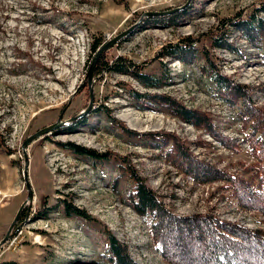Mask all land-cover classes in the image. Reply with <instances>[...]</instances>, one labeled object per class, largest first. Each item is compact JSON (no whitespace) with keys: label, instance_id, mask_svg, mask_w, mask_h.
Wrapping results in <instances>:
<instances>
[{"label":"rangeland","instance_id":"374dc122","mask_svg":"<svg viewBox=\"0 0 264 264\" xmlns=\"http://www.w3.org/2000/svg\"><path fill=\"white\" fill-rule=\"evenodd\" d=\"M155 18L161 21L148 25ZM248 23L259 29L250 33ZM132 28L105 53L111 62L121 58L140 66L162 80L160 87L108 71L89 85L98 51ZM223 36L236 53L216 47ZM186 38L197 50L191 61L161 57L165 47ZM96 42L101 46L95 52ZM209 62L250 92L249 103L264 118V0H0V241L28 200L25 141L64 124L27 148L34 200L14 238L0 249V264H110L108 234L135 264H173L156 244L155 223L131 206L137 177L178 218L213 216L264 233V195L243 192V202L228 181L206 178L201 170L200 181L194 180L171 152L176 138L196 160L248 180L254 192L264 189L255 173H246L253 168L264 177L253 149L261 132L252 129L262 126L246 119L241 97L220 92L209 80ZM130 91L166 95L207 116L210 125L186 123L158 105L135 101ZM107 115L135 135L113 126ZM151 133L170 137L148 141L136 135ZM68 144L107 159L77 155ZM67 205L92 219L67 216Z\"/></svg>","mask_w":264,"mask_h":264},{"label":"trees","instance_id":"16d2710c","mask_svg":"<svg viewBox=\"0 0 264 264\" xmlns=\"http://www.w3.org/2000/svg\"><path fill=\"white\" fill-rule=\"evenodd\" d=\"M161 21V18L147 20L148 25L156 24ZM261 22V21H260ZM249 32L259 28H253L250 23L246 24ZM227 26H224L226 29ZM227 30H223L226 33ZM223 33V34H224ZM249 38L251 36L249 35ZM219 41L215 42L216 47L224 48L236 53L228 41L227 36L220 37ZM195 42L191 38L184 39L179 44H174L165 47L160 52L161 57L178 58L185 63L191 61L196 54ZM101 42H96L93 45V50L96 52L100 48ZM208 57V55H207ZM108 71L122 75H129L148 88L160 87L161 79L143 73L140 66H137L124 59H116L110 61L108 53L103 54L97 61L94 76H99L103 72ZM205 73L209 80L215 85L220 92H225L232 95H238L245 102L246 119L254 118L257 124H261L262 130H256L252 126L253 133H260L258 143L253 146L255 155L260 163H264V118L261 117L258 110L251 105L249 95L250 92L242 86L233 85L228 78L220 74L215 66L209 62ZM231 92V93H230ZM131 97L140 103L155 105L161 110H169L173 115L179 117L186 123H192L199 128L203 125H210L207 116H203L197 111L189 110L179 104L174 99L161 94H140L136 91H130ZM158 105V106H157ZM255 111V113H254ZM108 121L113 126L119 128L123 133L135 135L121 121L107 115ZM195 121V122H194ZM210 128V127H209ZM138 137H144L146 140L166 139L160 134H136ZM160 136V137H159ZM158 137V138H157ZM172 150L175 153V159H179L183 163L184 171L194 180L200 181L197 171L204 172V176L214 177L228 181L235 192H240L239 198H242L241 193L245 195H254L262 197L264 189L254 192L248 180L237 176H231L223 173L220 170H215L210 165H206L199 160L193 158L192 154L184 148L183 144H179L176 138H171ZM68 150L73 151L77 155L87 156L95 160L107 159L106 154L87 149L74 144L66 145ZM172 153L169 154L171 156ZM255 173V178H259L263 183L264 177H260V173L253 168L246 173ZM264 173V169L262 171ZM221 176V177H220ZM253 196V197H254ZM129 201L133 209L144 219H150L155 223L153 226V237L159 247L161 254L167 258H171L173 264H264V233L262 231H252L247 228H241L229 222H223L213 216H194L186 218H178L172 215L163 206L157 194L149 188L142 179L137 177L135 188L129 194ZM244 202V200H243ZM250 205L248 207H253ZM264 207V206H263ZM264 209V208H263ZM66 214L69 217H80L87 220L92 218L83 210L72 206H66ZM109 235L108 251L106 259L110 264H135L127 255V248L120 244L117 239ZM185 241L190 243V251L185 249ZM250 259H248V258ZM10 264V263H8Z\"/></svg>","mask_w":264,"mask_h":264},{"label":"water","instance_id":"95a60500","mask_svg":"<svg viewBox=\"0 0 264 264\" xmlns=\"http://www.w3.org/2000/svg\"><path fill=\"white\" fill-rule=\"evenodd\" d=\"M181 9H177L174 10L172 12H152V13H146L144 15V17H148V18H152V17H162L168 14H172L176 11H180ZM133 28L130 30H127L123 33H121L120 35H118L117 37H115L114 39L110 40L107 44H105L97 53L96 58L94 59L93 64L90 67V70L88 72L87 75V79L86 82L89 83V85L93 84V80H94V68L96 66V63L98 61V59L100 58V56L105 53L106 51H108L110 48H112L113 46H115L118 42H120L124 37H126L127 35H129L132 32ZM91 107V106H90ZM64 124H54L52 126H49L47 128H44L43 130L37 132L36 134L30 136L24 143L23 145V150L25 151L24 156H25V168L23 171V175H24V180L26 182L27 188H28V200L23 204V206L20 208L13 224L10 227V230L8 232V234L6 235V237L0 241V249L7 243H9L15 236L16 232L18 231V227L16 228V225L18 224L21 215L23 213V210L25 208L26 205L28 204H32L33 200H34V191L32 189V185L29 181V156L27 154V148L35 141L45 137L46 135L51 134L54 130H56L59 127H62ZM16 229V230H15ZM15 230V231H14ZM14 231V232H13Z\"/></svg>","mask_w":264,"mask_h":264},{"label":"bare ground","instance_id":"6f19581e","mask_svg":"<svg viewBox=\"0 0 264 264\" xmlns=\"http://www.w3.org/2000/svg\"><path fill=\"white\" fill-rule=\"evenodd\" d=\"M41 244V242H39Z\"/></svg>","mask_w":264,"mask_h":264}]
</instances>
